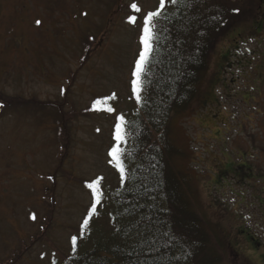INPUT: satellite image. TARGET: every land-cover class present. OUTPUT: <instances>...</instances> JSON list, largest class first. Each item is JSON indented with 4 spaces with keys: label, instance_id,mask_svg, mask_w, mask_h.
<instances>
[{
    "label": "rangeland",
    "instance_id": "1",
    "mask_svg": "<svg viewBox=\"0 0 264 264\" xmlns=\"http://www.w3.org/2000/svg\"><path fill=\"white\" fill-rule=\"evenodd\" d=\"M159 3L0 0V94L26 103L0 116V264L57 261L92 203L83 181L116 180L117 127L134 107L143 21ZM242 30L215 49L172 137L199 213L232 246L225 264H264V38H240ZM45 229L47 240L35 242ZM250 233L261 247L247 244Z\"/></svg>",
    "mask_w": 264,
    "mask_h": 264
},
{
    "label": "trees",
    "instance_id": "2",
    "mask_svg": "<svg viewBox=\"0 0 264 264\" xmlns=\"http://www.w3.org/2000/svg\"><path fill=\"white\" fill-rule=\"evenodd\" d=\"M263 5L264 0H248L246 7L234 0L159 3L153 11L160 15L153 21L151 50L139 78L137 67L134 71V107L120 122L119 162L113 157L116 180L83 181L92 203L65 253L49 264H225L224 254L232 253V246L199 213L193 179L176 167L180 152L172 134L229 33L242 27L240 38H264ZM239 46L237 41L225 53L222 77ZM6 98L0 94L1 117L15 113L11 107L25 108L26 103L7 105ZM97 100L94 108L104 110V102ZM56 117L62 121L65 114L56 112ZM60 160L65 163V155ZM228 176L240 183L241 176ZM47 231L34 241L45 240ZM246 240L253 249L261 247L251 233Z\"/></svg>",
    "mask_w": 264,
    "mask_h": 264
},
{
    "label": "snow or ice",
    "instance_id": "3",
    "mask_svg": "<svg viewBox=\"0 0 264 264\" xmlns=\"http://www.w3.org/2000/svg\"><path fill=\"white\" fill-rule=\"evenodd\" d=\"M164 3H165V0H160L161 6H163ZM172 3H176V0H172ZM131 7L133 8V10H135L137 12L140 11V9L137 7L136 4H133ZM159 15H160L159 12H152V13L147 14L146 18L144 19V22H143V37H142V40H141V43L144 45V52L141 53L140 61L137 64V70H136V73H135L137 78H139V75H140L141 71L143 70V64H144L145 60L147 59L148 53L151 50V40L153 38V28L155 27L153 21ZM37 23H39V21H37ZM109 111H111V109H109ZM116 139L117 140H121L122 139L121 129L119 127H117ZM111 155L115 159H117V162H119L116 150H114L111 153ZM85 223H87V222H85ZM73 242H75V240Z\"/></svg>",
    "mask_w": 264,
    "mask_h": 264
}]
</instances>
